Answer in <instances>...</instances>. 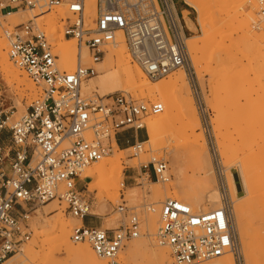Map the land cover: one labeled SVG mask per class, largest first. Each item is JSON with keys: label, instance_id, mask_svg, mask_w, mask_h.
Masks as SVG:
<instances>
[{"label": "built area", "instance_id": "obj_1", "mask_svg": "<svg viewBox=\"0 0 264 264\" xmlns=\"http://www.w3.org/2000/svg\"><path fill=\"white\" fill-rule=\"evenodd\" d=\"M258 2L264 20V0ZM88 9L87 0H0V28L9 58L42 88L16 122L10 120L0 95V264L20 253L32 238L31 217L46 203L57 200L65 205V213L77 221L71 240L88 243L109 264H121L126 243L141 235L140 214L157 212L151 205L129 206L122 201L115 208L124 219L118 228L97 225L94 201L82 175L109 155L121 138L132 142L135 152L143 151L145 141L139 140V132L146 129L144 120L162 113L163 104L122 91L88 94L84 86L98 76V66L121 37L133 62L151 80L179 68L190 69L191 31L175 0H95L93 13ZM15 10L42 15L62 10L61 34L75 43L76 67L61 69L58 45L43 22L31 18L11 25L8 19ZM197 102L207 125L199 95ZM140 170L146 179L162 183L171 179L164 158L151 156ZM127 180L135 178L129 175ZM158 213L156 240L170 250L174 264H197L229 252L241 262L225 199L220 207L202 212L182 200L166 198Z\"/></svg>", "mask_w": 264, "mask_h": 264}, {"label": "rangeland", "instance_id": "obj_2", "mask_svg": "<svg viewBox=\"0 0 264 264\" xmlns=\"http://www.w3.org/2000/svg\"><path fill=\"white\" fill-rule=\"evenodd\" d=\"M200 1H202L206 6L205 8L208 9H206L208 12L207 16L209 21L212 19V24H210V26H208L207 28L209 29V32L214 33L212 38L216 39L215 41H212L211 38L208 42H206L208 44L203 43V40L205 39V31L203 30L202 25L198 20V8L190 3L186 4L187 2H185V0H175L178 11L186 9L188 11L187 17L191 18L195 23V32L188 33L187 35L188 37L194 36V39L192 41L187 40V45L191 55V66L190 69H184L191 90V95L193 97L199 118L201 120V126L196 129L195 132L196 134L202 133L206 137L210 152L215 185L221 193L222 199H225L228 202L231 209L232 222L236 232L241 262L238 261L237 257L234 254H228H232L235 264H264V203L262 199L258 197L250 213H248L246 209L244 213H247L242 214L241 223L243 227L247 228L250 239L249 248L245 251L242 246L241 236L238 230V222L233 207L234 202H232L231 199L232 194L230 185L228 180L226 182V174H230L229 171L231 170L236 178L238 186V196L243 198H247L250 195V190L248 191L249 188L247 183H264V97L261 102L257 103V105L247 104L249 100L257 98V94L255 93L248 100H245L243 98L240 99L239 102L243 107H245L246 111L244 114L245 120L242 121L241 125H238L234 122L231 125V122H229V117L232 114L236 113L233 111V106L236 101L232 97L237 94V89H229V87L226 85V81L228 80L225 77L223 79L221 77L223 75L216 74L218 72L220 74V70H222L219 69L217 71V68H224V66L222 65H224L225 63V57L233 55L234 53L236 54L239 52H243L246 55L245 57L247 59L243 57V60L240 64L236 63L234 65H231L228 67V69H235L244 73L247 72V74L249 75V80L253 81L255 87L260 85L264 87V20L259 14L260 7L258 0H241L242 3L238 2L237 4L240 5L237 6V4H235L236 7H234L235 5L233 4V0L230 3L229 0H227V3H225L223 7H220L221 5L217 4L218 2H215V0ZM210 1L213 3H211ZM235 1L238 0H234V2ZM231 4L234 5L232 6L233 9H230ZM15 11L17 12L16 14L21 12L22 16L25 15L27 20L35 17L33 13L37 15V18L35 19L39 22H43L42 25H45L43 27H45L51 33L52 38L58 45L59 53L61 55L60 47L64 46L68 42L65 41L63 35L61 34L62 24L60 22V18L63 16L62 10H58L60 12L58 14L54 10H52L45 15L38 14V12L29 10ZM89 11L90 9H88V12ZM226 11H228L229 13H227ZM38 15L43 17L51 16V20H48V18L40 19L38 18ZM224 18L226 21L224 20ZM13 21V17H10L8 19V22L11 25H16L13 24ZM22 22L25 21H19V23ZM239 25H241L243 29ZM213 28L214 30H212ZM239 28H241L242 30H240ZM244 30H246L245 33L243 32ZM0 39L5 42L8 49V44L1 28ZM193 43H197L199 49L193 50L192 48H190V44ZM132 63L134 62L132 61ZM13 65L19 68L14 63ZM179 70L180 69L172 71L168 75L152 81L155 83L163 80L168 81L171 75L173 76V74H177ZM28 80L32 81L29 76ZM32 83L34 85V87L32 85L34 90L31 89L30 91V89L22 86H20L21 90L17 89V83L11 79H6L2 71L0 70V95L3 101V108L10 110L9 115L11 116L10 120L12 122L18 121L23 115H25L29 110L32 102L40 95V93H42V88L37 86L33 81ZM121 91L127 92L133 95L134 98L145 102H161L159 98L152 99L151 97L142 95L139 91L135 90L126 91L124 89H121L116 92ZM96 92L100 96H102L100 92ZM197 95L202 98V101L204 103V107L206 110L205 116L208 120L207 125L204 122V114L197 102ZM153 116L156 115H149L148 117H146L144 120L145 124H147V120H149ZM180 119L181 117H178L175 122H173V124L167 129V131H165V138L167 143H165L158 149L151 150V147L147 143H145L143 145L144 150L137 153L134 151V149L129 148L132 146V142L129 144L124 143L123 138H121L122 143H119L118 147L113 145V148L110 151L109 155H107V157L115 154L123 161V163L127 165V168L125 169V185L124 187L119 185L118 192L116 191L117 193H114L115 191H113V193L116 195L115 198L109 199L107 202L105 201L106 199H108L106 193L101 194L98 189L89 187L90 197L94 201L93 211H96L97 205L99 204H102L103 211H101L103 213H107L109 210H111L107 215L103 216L96 214V217L94 218L97 223H102L105 228L106 225L104 223H106V221L108 223H111V225L109 226V228L111 229L118 228L124 222L123 217L115 211V208L120 203H122V201H125L129 206L151 205L157 209V212L155 213L149 211L145 213L142 212L140 214V218L142 220L141 235L138 238L132 239L131 241L126 243V246L122 250L119 258L121 264H150L149 253L150 250H154L153 248L155 247V249H166L167 258L165 259V264H174L170 250L165 246L159 245L155 238V235H152L151 231L148 230L147 220L151 216H154L158 220V210L160 208L161 202L166 198H173L172 196L174 195L181 196L182 187H186L190 184L187 183V179L193 177V174H195V177L199 176L197 168L193 163V159L190 156L191 154L188 142V135L190 134V132L187 135L188 132L184 131V129L182 128L183 124ZM218 122H220L223 127L218 124ZM247 122L250 124H248ZM217 125L221 126V133H219V129H215V127L218 128ZM217 134H221V138L226 142V152L229 159L223 158L219 153L216 139ZM139 136L140 141L147 140L148 135L146 129L139 132ZM246 137L247 141H249L250 144H246ZM259 137L260 144L253 146V141L259 139ZM151 156L164 158L168 161L171 175V179L169 182H157L154 178L146 179L142 175L140 166L142 163H144V161L150 159ZM173 158L176 159V165L179 167L178 170H175L173 166ZM248 160H253L256 162L252 163L253 161L249 162ZM244 165H247L249 167L248 176L250 177H246V174L242 172ZM250 173H252V176ZM129 175H133L135 180H131L128 182L127 179ZM91 181L92 179H86L87 184L89 182L91 183ZM227 183L229 185V188L227 186ZM122 198L124 200H122ZM53 202L59 204L57 200ZM50 203L41 205L39 207L40 210L36 211L32 215L31 224L33 235L32 238L25 244V246L31 244V246L35 249H39V239L43 238L39 235V232L43 229L42 222H44V220H50L51 216L55 214V212L59 211L61 207V205L59 204V207H57L55 211H46L44 206ZM207 205H209V203H207ZM249 216H251V219H253L252 225H250L249 223ZM67 221L69 224L68 228L71 231L72 227L77 223V221L73 219L69 214H67ZM137 241L148 242L149 251L145 250L141 253L131 254V252L128 250V246ZM73 243L76 245L87 244L75 242ZM54 257L59 262L66 261L67 264H71V262L68 261L65 250L62 247L56 248L54 250ZM19 260L20 255L18 254L15 255L12 260L10 259V261H8L6 264H17ZM106 262L107 264H109L108 261ZM206 262H200L197 264H204Z\"/></svg>", "mask_w": 264, "mask_h": 264}, {"label": "bare ground", "instance_id": "obj_3", "mask_svg": "<svg viewBox=\"0 0 264 264\" xmlns=\"http://www.w3.org/2000/svg\"><path fill=\"white\" fill-rule=\"evenodd\" d=\"M87 1H88V6L90 8L89 12L93 13L95 0H87ZM199 1L185 0V2L195 5L198 8L199 10L198 20L200 21L202 28L205 31V39L203 40V43L208 44L206 42H208L214 35V33L209 32V29L207 28L208 26H210V24H212V19L210 18L211 20L209 21L207 16L208 9L205 8L206 6L203 4L202 1L200 2ZM201 2L203 5L201 4ZM215 2H218L217 4L221 5L220 7H223L224 4L227 3V0L224 1L215 0ZM230 2H232V0L231 1L229 0V3ZM238 2L242 3L241 0L235 2L233 0L234 5L237 4ZM234 5L231 4L230 9H233L232 6ZM239 5L240 4H237V6ZM234 7H236V5ZM18 11H24V10H18ZM228 11L226 12L229 13ZM16 13L17 12L15 11L10 16L13 17L14 20L13 24L17 25L20 20L22 21L24 20L26 22L27 19L25 15L22 16L21 12H19L18 14ZM33 15L35 17L32 18H37V15H35L34 13ZM184 16L186 18L187 25L189 26L191 31L195 32V28L192 25L193 23H191L187 17V12H184ZM50 17L51 16L48 17L39 16L38 18L40 19L48 18V20H51ZM239 26L242 28L241 25ZM241 28L239 29L242 30L243 28L242 29ZM212 30H214V28ZM245 31L246 30H244L243 32L245 33ZM2 39H0V70L2 71L4 77L6 79H11L14 82H16L17 86L19 87L18 88L16 86L17 89L21 90L20 86H22L30 89V91L31 89L34 90L33 89L34 85L32 81L28 80V76H27L28 74H26L23 70H20L21 68L19 69L15 67L11 62L8 54L7 45ZM193 39L194 36H189V37L187 36L188 41H192ZM215 40L216 39L212 38V41ZM190 48H192L193 50H197L199 49V46L197 43H193L190 44ZM60 49H61L60 62L61 61L63 62V63L61 62V69L63 70L74 69L77 64L76 48L74 42L68 41L64 46H61ZM127 49H128L127 45L124 39L121 37L119 39V45L115 48H112L111 51L105 57L104 61L98 66V71H99L98 76L90 80L87 84H85L84 91L88 94L92 93L93 91H98L102 94V96H106L121 89H124L126 91L135 90V91H139L142 95L151 97L152 99L159 98L164 106V111L147 120L146 131L148 138L147 140H145V143H147L151 147V150L158 149L162 145L167 143L165 138V131H167V129L173 124V122H175V120L178 117H181L180 120L183 124L182 128L184 129V131L188 132L187 135L190 132V134L188 135L189 149L191 154L190 156L193 159V163L196 166L197 172L199 174V176L196 177L195 174H193V177L187 179L188 180L187 183L190 184L187 185L186 187H182L181 196L174 195L172 197L177 198L179 200L181 199L182 201L184 200V202L186 201V203L188 202V204H191L195 210L202 212H206L211 209L220 207L222 205L221 204L222 195L219 192L214 182L213 168H212L210 152L206 141V137L202 133L196 134L195 132V130L201 126V120L199 118L198 111L195 106V102L191 95V90L189 87L185 70L183 68H179L180 69L179 72L175 75L173 74V76L171 75L168 81L163 80L155 83L143 72V70L139 65L132 63L133 60L131 61L132 58L128 53ZM242 53L240 52L236 54L234 53L233 55L225 57L226 58L224 60L225 63L224 65H222L224 66V68H217V71L219 69H222L220 70L221 73L219 74V72L218 73L214 72L218 75H223L221 77L223 79L225 77L228 80L226 81V85L229 87V89H235V88L237 89L236 90L237 94L232 97L236 101L233 106L234 109L233 111L236 113L232 115L230 114L231 116L229 117L230 120L229 122H231L230 123L231 125L233 124V122L238 125H241L242 121L245 120L244 114L246 111H245V107H243L240 104L239 102L240 99L243 98L245 100H248L255 93L257 94L256 96L257 98L249 100L247 104L257 105V103L261 102L264 97V87L261 85L255 87L253 81L249 80L248 78L249 75L247 74V72L244 73L237 71L235 69L234 70L228 69V67L231 65H234L236 63L240 64L241 61L243 60V57L246 58L245 57L246 55ZM218 124L221 125L220 122H218ZM217 126L218 128L214 126L215 129H219V133H221L220 127L222 125L221 126L217 125ZM220 135L218 134L216 135L217 147L219 153L222 155L223 158L229 159L227 157V152H226L227 151L226 142L221 138ZM245 140H246L245 141L246 144L247 143L250 144V142L247 141V137L245 138ZM259 144H260V137L259 139L254 140L252 145L256 146ZM114 145L118 147L117 143H115ZM129 148L131 149V147ZM148 161L149 159L147 161H144V163H147ZM248 161L251 162L253 160H248ZM255 162L256 161H253L252 163ZM172 163L175 170H178L179 167L176 165L175 158H173ZM126 168L127 165L123 163V161L118 156L112 154L111 156L109 157L106 156L101 161L89 166L85 170L82 176L87 180L92 179V181H94L88 183V185H90L88 186V190L89 187H91L93 189H98L101 194L106 193L108 199H106L105 201L108 202L109 199H113L116 197L114 193L118 192L119 185L120 186L124 185ZM248 168L249 167L247 165H244L242 170V172L246 174V177L248 176L249 173ZM229 173L230 174H226L227 175L226 182L228 180L230 185V190L232 194L231 199L232 202H234L233 207L238 222V230L241 236V243L244 250L246 251L249 248L250 239L247 228L242 226L241 217L242 214L246 211V209L247 212L250 213L258 197L261 198L264 203V183H247L249 188L248 191L250 190L249 191L250 195L247 198H243L238 196V186L233 172L230 170ZM250 174L252 176V173ZM229 185L227 183L228 188ZM113 191L115 192L113 193ZM58 203L60 204V202ZM207 203H209V205H207ZM59 204H57L56 202H52L50 204L45 205L44 207L46 211L52 212L55 211L57 207H59ZM99 205H97L96 211L94 210L95 214L104 216L111 211L109 210L107 213H102L101 210L99 209ZM39 210L40 208L38 207L36 211ZM248 220L250 225H252L253 219H251V216L248 217ZM42 223H43V229L41 231L39 230L40 231L39 235L43 238L39 239V243H38L39 249H35L34 247L31 246V244L27 246L24 245L25 247L23 246L24 248H22V251L18 253L20 255V260L17 262V264H50V263L67 264L66 261L59 262L54 257V250L56 248H61V247L65 250V253L67 254L68 257V261H70L71 264H107L106 262L107 260L97 256V254L93 251L92 247L88 245V243L82 245H76L71 241L70 239L71 231L68 228L69 224L67 221V214L65 213V205H61L60 210L55 212V214L51 216L50 220L47 221L44 220V222ZM104 224L106 225V228H109V226L111 225V223H108L107 221ZM159 225H160V217L158 220L154 216L148 218L147 228L149 231H151L152 235H155V238L157 231L159 229ZM155 248H153L154 250H150L149 263L165 264L164 262L165 259L167 258L166 249L163 248L155 249ZM148 249H149V244L146 241H137L128 246V250L131 252V254L141 253ZM229 253L234 254L233 252H229ZM232 254L227 253L221 256V258L220 257L215 258L218 260L212 259V261L208 260L210 262H206V261L203 262H206L204 264H235ZM14 257L15 256H13V258ZM13 258L11 257L10 259L12 260ZM10 259L8 261H10Z\"/></svg>", "mask_w": 264, "mask_h": 264}, {"label": "crops", "instance_id": "obj_4", "mask_svg": "<svg viewBox=\"0 0 264 264\" xmlns=\"http://www.w3.org/2000/svg\"><path fill=\"white\" fill-rule=\"evenodd\" d=\"M186 4H189V3H186ZM182 12H183V14H184V12H187V13H188V11H187L186 9H183ZM184 18H185V16H184ZM188 19L190 20L191 23H193L192 25H193L194 28H195V23L193 22V20H192L191 18H189V17H188ZM185 22H186V25H187L186 18H185ZM187 27H188V29L191 31V29L189 28L188 25H187ZM191 32H193V31H191ZM99 209L102 210V204L99 205ZM102 211H103V210H102ZM102 211H101V212H102ZM102 213H103V212H102ZM88 221H90V220H88ZM100 224H101V223H97V225H100Z\"/></svg>", "mask_w": 264, "mask_h": 264}, {"label": "trees", "instance_id": "obj_5", "mask_svg": "<svg viewBox=\"0 0 264 264\" xmlns=\"http://www.w3.org/2000/svg\"><path fill=\"white\" fill-rule=\"evenodd\" d=\"M119 143H120V144L122 143L121 140H119Z\"/></svg>", "mask_w": 264, "mask_h": 264}]
</instances>
